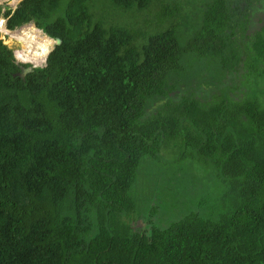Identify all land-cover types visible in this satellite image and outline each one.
Here are the masks:
<instances>
[{
  "label": "trees",
  "instance_id": "16d2710c",
  "mask_svg": "<svg viewBox=\"0 0 264 264\" xmlns=\"http://www.w3.org/2000/svg\"><path fill=\"white\" fill-rule=\"evenodd\" d=\"M108 2L0 7V264H264L262 0Z\"/></svg>",
  "mask_w": 264,
  "mask_h": 264
},
{
  "label": "rangeland",
  "instance_id": "374dc122",
  "mask_svg": "<svg viewBox=\"0 0 264 264\" xmlns=\"http://www.w3.org/2000/svg\"><path fill=\"white\" fill-rule=\"evenodd\" d=\"M168 1H172L175 5V7H177L179 10H180V15H182V13H189V12H196L198 10H201L203 8H205L212 0H168ZM105 2L110 5V3L108 2V0ZM262 3L264 4V0H262ZM18 5V4H17ZM0 7L2 8V11H4L6 8H9L10 6L5 3V4H2L0 5ZM13 10L14 7H11ZM264 5L263 7L260 9L258 6H255V11L252 13L251 17L255 18L256 16H262L264 15ZM263 9V10H262ZM117 10V9H116ZM125 15H127L129 17L128 14H130V12H126V10H119L117 13H123ZM110 16L113 18V19H117L118 21L122 22L118 15L117 14H110ZM3 19L2 16H0V21ZM130 19V17H129ZM252 21V20H251ZM32 24V23H30ZM254 22L252 21L251 25H250V30L252 31L254 29ZM24 26H27V25H23L15 30H12L13 32H17V30L23 28ZM9 36L8 35H5V39H9L8 38ZM55 47V44H53V48ZM9 49H11L13 51V54L19 50H21V47H20V44H17V43H13V46L12 47H8ZM52 48V50H53ZM45 65V63L39 65L38 67H43ZM35 67V66H33ZM38 67H35V68H38Z\"/></svg>",
  "mask_w": 264,
  "mask_h": 264
},
{
  "label": "clouds",
  "instance_id": "9594fccd",
  "mask_svg": "<svg viewBox=\"0 0 264 264\" xmlns=\"http://www.w3.org/2000/svg\"><path fill=\"white\" fill-rule=\"evenodd\" d=\"M22 1L23 0H21L20 2H22ZM20 2L17 3V4L19 5ZM18 5H15L14 6L13 11L17 8ZM10 7H12V6H10ZM3 20H5V28L7 29V26H6L7 20L4 17H3ZM3 23H4L3 21H0V29H2ZM28 24H30V23H28ZM28 24H25V25H28ZM19 30H17V31H19ZM8 31L13 32L12 30H8ZM37 31H41V30L40 29H36L35 27H33L31 29V32H37ZM5 35H7L6 30L4 31V34H1V32H0V43H2L5 47H12L13 46V42H14L13 39L12 38L5 39ZM16 39L19 41L20 47L21 48H24L26 41H31V42L34 43L36 41V36L35 35H32L28 31H25V32L22 33V35L20 37H18ZM39 47H40V50L38 52H33V50H32V44L31 43H28L27 44V48H26L27 54L28 55H36V56H40V55H45L46 56L48 54V52L51 51V49L45 48L44 46H39ZM14 56H15L16 62L18 64L24 65V64H26V63L29 62L28 59H27V56L23 52L17 51V52L14 53ZM22 62H24V63H22Z\"/></svg>",
  "mask_w": 264,
  "mask_h": 264
},
{
  "label": "water",
  "instance_id": "95a60500",
  "mask_svg": "<svg viewBox=\"0 0 264 264\" xmlns=\"http://www.w3.org/2000/svg\"><path fill=\"white\" fill-rule=\"evenodd\" d=\"M42 32V31H41ZM43 33V32H42ZM47 36V35H46ZM53 40V42H54V44L55 45H59L60 44V40L59 39H52ZM48 57V56H47ZM47 57L45 58V63H46V60H47ZM33 68H35V67H33L32 65L30 66V67H28V68H21L22 69V73H21V75L23 76V75H25L26 73H28V72H31L32 70H33Z\"/></svg>",
  "mask_w": 264,
  "mask_h": 264
},
{
  "label": "bare ground",
  "instance_id": "6f19581e",
  "mask_svg": "<svg viewBox=\"0 0 264 264\" xmlns=\"http://www.w3.org/2000/svg\"><path fill=\"white\" fill-rule=\"evenodd\" d=\"M7 2H9V0H0V5H2V4H5V3H7ZM14 7V6H13ZM31 65V64H30Z\"/></svg>",
  "mask_w": 264,
  "mask_h": 264
},
{
  "label": "flooded vegetation",
  "instance_id": "af4514ba",
  "mask_svg": "<svg viewBox=\"0 0 264 264\" xmlns=\"http://www.w3.org/2000/svg\"><path fill=\"white\" fill-rule=\"evenodd\" d=\"M9 9H12L11 7H9ZM5 18V17H4ZM7 21H8V19L7 18H5ZM21 27V26H20Z\"/></svg>",
  "mask_w": 264,
  "mask_h": 264
},
{
  "label": "crops",
  "instance_id": "0c3cea01",
  "mask_svg": "<svg viewBox=\"0 0 264 264\" xmlns=\"http://www.w3.org/2000/svg\"><path fill=\"white\" fill-rule=\"evenodd\" d=\"M15 57V56H14ZM16 60V59H15Z\"/></svg>",
  "mask_w": 264,
  "mask_h": 264
}]
</instances>
